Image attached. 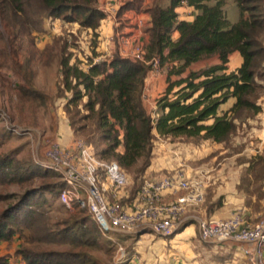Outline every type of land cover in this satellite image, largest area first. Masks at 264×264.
Listing matches in <instances>:
<instances>
[{
  "label": "trees",
  "instance_id": "trees-1",
  "mask_svg": "<svg viewBox=\"0 0 264 264\" xmlns=\"http://www.w3.org/2000/svg\"><path fill=\"white\" fill-rule=\"evenodd\" d=\"M143 2L126 1L117 18L127 12L141 13ZM236 3L241 20L232 24L222 0H169L167 7L155 1L145 10L151 26L144 61L115 54L95 62L99 54L94 46L92 56L82 62L74 60L66 45L60 46L57 96L65 100L63 111L76 139L83 137L98 159L117 162L126 174L135 172L136 180L152 166L156 139L228 144L237 133L239 120L261 113L257 101L263 87L258 80L264 79V0ZM184 6L194 10L192 22L180 20ZM105 16L98 0H0L4 31L0 33V67L10 69L19 80V98L40 105L49 99L33 86L32 72L33 60L40 53L35 35L44 31L46 18L77 23L97 33ZM235 52L243 62L229 72L230 57ZM155 59L166 73L168 86L153 114L146 108L143 95ZM211 60L215 63L193 69ZM231 99H236L235 105L221 115L220 109ZM11 139L8 129H0V188L18 187L21 191L0 194V202L10 203L0 212V243L16 241L15 256L24 264H98L89 251L93 249L105 248L113 255L110 242L87 212L53 217L54 200L66 186L58 180L62 176L41 164L20 160L18 152H2ZM34 183L39 185L32 186ZM140 186L136 184L131 198L125 195L121 204L130 198L132 205ZM238 191L254 196L260 208L264 201V154L250 158ZM222 203L220 198L208 212ZM246 207H251V201H246ZM139 239V235H130L122 241L128 245L130 256L136 254ZM131 240L132 244H127ZM49 246L66 249L44 248ZM11 259L10 255L0 257V264H10Z\"/></svg>",
  "mask_w": 264,
  "mask_h": 264
},
{
  "label": "rangeland",
  "instance_id": "rangeland-1",
  "mask_svg": "<svg viewBox=\"0 0 264 264\" xmlns=\"http://www.w3.org/2000/svg\"><path fill=\"white\" fill-rule=\"evenodd\" d=\"M126 1L128 0H114L110 2L111 5L109 8L114 9L121 3L123 5ZM222 1H224L223 8L227 13L229 21L232 24L239 23L241 20V11L236 3V0ZM159 2H161V5L164 7L169 5V0H165V4H163L164 0H159ZM115 13H117V11ZM123 15L119 21V32H122V28L124 27H131V22L138 24L139 20H142L141 18L136 19L135 17L128 20L125 19ZM145 26L146 21L143 19V24L140 25V28H144ZM0 33H4L1 25ZM96 34L97 33L91 30L83 29L77 23L70 24L65 23L61 19L51 18H46L44 20V31L35 35L36 50L40 51V53L33 60L32 72L34 74L33 86L44 92L49 98L45 105H40L38 102L30 103L22 101L19 98L17 91L19 80L14 76L10 69L8 70L7 68L0 67V129H8L12 134V139L4 145L2 152H18V158L20 160L30 161L38 165H40V162H45L46 149L58 136L61 123L65 116L64 112L61 111V108L63 109L64 107L62 104H65V100L60 99L57 96V87L61 82L59 65L60 46L66 45L69 53L73 54L74 60L77 58L82 62H86V56H92L94 46L97 47L98 37ZM130 38L134 42H139L138 40H134L132 36ZM143 45L145 47V44ZM206 63H214V60L209 62L207 61ZM206 63H199L197 66H194V69H200L201 66L204 64L206 65ZM0 64H3L1 57ZM235 66L236 61L232 63L231 68H235ZM229 70L230 69H228V71ZM148 79L156 82L157 90L155 93H152L151 89L145 86L147 89H144V104L148 111L154 114L156 111L154 105L157 108V104L155 102H157L158 97L164 94L168 86L166 73H164L163 70H150ZM258 81V83L263 87V89L259 91V99L257 101L258 105L262 107V111L257 116L250 118L244 117L239 120L237 122V133L228 144L216 145L213 143L203 142L195 145L186 141H172L170 139L160 138L156 139L154 142L151 168L145 173V176H142L141 178L139 177L138 180H136L135 172L130 174L127 173L128 184L125 188V195L129 197L130 194L131 198L133 188L136 184L139 183L140 185L141 183L142 185L147 179H160L161 177L182 174L188 178L189 181L196 184H199V182L202 183L203 180L206 183L208 181L207 177L213 175L211 183L213 185H210L207 190V193L209 192V195L212 196L213 190L216 191L218 187L225 184L223 182L225 177H230L229 180H232V182L236 178L245 177L250 158L258 154H264V79ZM235 103L236 99H232L229 105L223 109L221 108V115L225 113L224 110L229 111ZM77 139H82L86 142L83 137H78ZM220 175H222V178H219L221 177ZM217 178L218 182L214 185ZM58 180L63 182L62 178ZM36 185H39V183H34L32 186ZM251 190H253V188L250 189V191ZM20 191L21 190L18 187L0 188V194L9 192L20 193ZM181 195L183 196V194H180V196ZM242 195L246 198V201H251V218L243 215L244 220L253 226L264 220V209L261 208L263 207V204H261L259 208L258 204L255 203L256 198L254 196H248L245 193ZM205 197H207V195ZM130 198L125 199L124 205H131L129 204ZM9 204L10 203L8 202H0V212L5 210ZM194 206L196 205L188 207L186 213L182 216V224L179 230L183 231L178 230L181 232L180 234L187 229V227L184 228V226L190 223H195L194 220L188 218L190 215L198 216V213L190 212V209ZM259 211L262 213V216L258 218L257 212ZM69 214L87 215L86 211L71 213L64 208V206L60 203L59 198L55 199L53 217L61 219ZM192 224L188 227L194 225ZM143 228L144 230L142 229L140 232L134 234L126 235L116 232H109L106 235L102 234L105 240L110 242L109 248L113 250V255H109L105 248L93 249L89 251L97 258L98 264H115L114 257L117 253L118 244H121V246L128 251V245L122 243V241H125L126 237L130 235H139L144 241L160 237L150 228ZM195 238L204 242L200 238L199 224L197 225V234ZM133 240L127 242V244H132ZM144 243L145 242L142 244ZM44 248L53 250L66 249L61 246H49Z\"/></svg>",
  "mask_w": 264,
  "mask_h": 264
},
{
  "label": "built area",
  "instance_id": "built-area-1",
  "mask_svg": "<svg viewBox=\"0 0 264 264\" xmlns=\"http://www.w3.org/2000/svg\"><path fill=\"white\" fill-rule=\"evenodd\" d=\"M143 24V19L138 25ZM126 57L145 60V48L128 36L119 37ZM95 62H98L95 60ZM152 70L161 71L159 60L152 62ZM40 164L48 171L58 173L65 182L59 201L71 212L86 211L97 223L102 234L109 232L134 234L150 228L157 235L169 238L182 224V216L191 205L204 200L202 184L189 181L182 174L147 179L140 187L137 203L121 204L128 184V176L117 162L98 159L93 149L82 139L71 147L52 142L46 149L45 162ZM169 194H183L167 204L163 198ZM199 234L204 242L233 243L250 256L255 264H264V220L250 225L243 215L235 214L227 220L210 219L199 223ZM115 264H146L137 254L129 255L118 244Z\"/></svg>",
  "mask_w": 264,
  "mask_h": 264
},
{
  "label": "crops",
  "instance_id": "crops-1",
  "mask_svg": "<svg viewBox=\"0 0 264 264\" xmlns=\"http://www.w3.org/2000/svg\"><path fill=\"white\" fill-rule=\"evenodd\" d=\"M112 1L114 0H98V7L104 12L106 16L104 20H102L100 28L97 31L98 44L96 52L99 54V57L95 59L96 61L111 59L115 54H119L121 57L127 58L119 43V37L121 36H132L134 40H138L142 44L146 45L149 40L147 30L151 26V17L145 12V10L155 1L157 2L159 0H144L142 8V12L144 11L143 13L129 12L123 15L125 19L128 20H131L134 17L136 19H144L146 21V26L144 28H140L138 24L131 22V27L127 26L122 28V32H119L120 30L118 29L120 27L119 21L121 18H117L118 9H120L122 3L116 6L114 9H110V2ZM159 3L161 4V2ZM163 4H165V0ZM116 11L117 13H115ZM180 13V20H185L188 22H192L196 15L194 10L190 9L188 6L182 7L180 9ZM174 37L176 39L178 35L176 34ZM234 61H236V66L235 68H231V65ZM242 62L243 60L241 55L238 52L233 53L230 57V63L228 65L230 69L229 71L233 72L237 70L242 65ZM211 64L206 63V65ZM206 65L204 64L201 66V68ZM145 86L150 88L152 93H155L157 90V84L153 80L150 81L147 79ZM146 87L145 90L147 89ZM160 97H158V99ZM231 100L226 105H224L222 109L229 105ZM155 103L157 104V102ZM63 105L64 104H62V106ZM154 108L156 109L155 105ZM61 111H63L62 108ZM226 111L227 110H224V112ZM75 140L76 137L74 136V132L72 131L64 116L58 136L55 138V140H53V142H57L63 147H71ZM220 176L221 177L219 178H222V175ZM229 178L230 177H225L223 179L225 184L218 187L216 191L213 190L212 196L209 195V192L207 193V190L210 185H213L211 184L213 175L207 177L209 182L207 181L205 183L204 180H201L202 183H199H201L203 186V203L190 209L191 213H198V216L190 215L188 217L189 219L194 220V225L192 224L193 226L187 227V229L182 234L176 235L173 239L157 237V239H148L144 241L142 238H140L135 244V251L138 257L146 264H255L252 258L245 255L238 245L233 243L201 242L195 238L197 234V225L203 220H227L237 213L251 218V209L246 207V198L242 195L243 193L238 191V185L240 184L241 177L238 179L236 178L233 182L232 180H229ZM217 182L218 178L214 182V185H216ZM206 195L207 197H205ZM179 196L180 194L166 195L163 198V202L170 204L175 202ZM220 198H223V206L219 208L216 207L214 210L208 212L209 207L216 203ZM134 203H137V200ZM262 204L264 208V201ZM261 216L262 213H257L258 218ZM143 242L145 243L142 244ZM17 248L18 243L16 241L12 242L11 244L0 243V257L10 255L12 257L10 264H24L20 257L15 256Z\"/></svg>",
  "mask_w": 264,
  "mask_h": 264
}]
</instances>
